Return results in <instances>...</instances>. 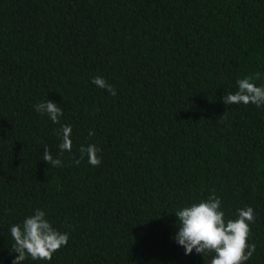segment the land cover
<instances>
[{
	"label": "trees",
	"instance_id": "1",
	"mask_svg": "<svg viewBox=\"0 0 264 264\" xmlns=\"http://www.w3.org/2000/svg\"><path fill=\"white\" fill-rule=\"evenodd\" d=\"M245 77L264 85V0H0V264L37 208L69 239L22 264H208L172 237L213 190L226 219L254 209L242 264H264V105L221 100ZM88 144L99 166L74 163Z\"/></svg>",
	"mask_w": 264,
	"mask_h": 264
},
{
	"label": "clouds",
	"instance_id": "2",
	"mask_svg": "<svg viewBox=\"0 0 264 264\" xmlns=\"http://www.w3.org/2000/svg\"><path fill=\"white\" fill-rule=\"evenodd\" d=\"M251 80V77L237 79V91L223 95L222 103L226 106L241 103L244 105L251 103L257 107L264 105V85L256 86ZM91 83L112 96L117 94L114 87L101 76L93 77ZM34 109L40 115H47L53 123L60 124L59 118L63 111L56 102L48 99L34 105ZM71 133V125L60 124L56 134L61 140L59 144L61 156L64 151L72 150ZM88 134L92 136L94 132L90 130ZM100 151L94 144L82 145L79 149L80 158L74 163L79 165L87 156L90 165L99 166ZM42 160L52 167L62 166L61 159H54L47 147L43 149ZM174 214L179 223H176L178 231L172 239L184 249L185 255L195 250L203 258L214 253L208 264H242L255 252V244L247 243L249 225L255 220L254 209L251 207L238 209L234 220L226 219L225 213L221 210V200L213 190V195L207 200L183 207ZM45 216V212L37 208L22 224L11 226L10 233L14 243L10 251L17 254L11 264H22L28 256L33 260H51L53 253L67 244L69 234L54 228Z\"/></svg>",
	"mask_w": 264,
	"mask_h": 264
}]
</instances>
